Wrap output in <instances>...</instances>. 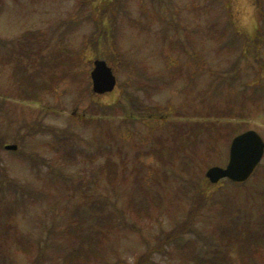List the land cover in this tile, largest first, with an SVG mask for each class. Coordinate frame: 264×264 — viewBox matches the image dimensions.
Returning a JSON list of instances; mask_svg holds the SVG:
<instances>
[{
    "label": "rangeland",
    "instance_id": "obj_1",
    "mask_svg": "<svg viewBox=\"0 0 264 264\" xmlns=\"http://www.w3.org/2000/svg\"><path fill=\"white\" fill-rule=\"evenodd\" d=\"M247 130L264 0H0V264H264V155L205 177Z\"/></svg>",
    "mask_w": 264,
    "mask_h": 264
},
{
    "label": "water",
    "instance_id": "obj_2",
    "mask_svg": "<svg viewBox=\"0 0 264 264\" xmlns=\"http://www.w3.org/2000/svg\"><path fill=\"white\" fill-rule=\"evenodd\" d=\"M92 91L95 94L110 92L114 89L116 81L111 69L104 61H95L94 69L90 73ZM6 150L15 151L16 145H6ZM264 154V141L253 130L245 131L235 136L229 147L227 165L210 167L205 177L210 183L216 184L227 179L233 183H244L253 174Z\"/></svg>",
    "mask_w": 264,
    "mask_h": 264
},
{
    "label": "trees",
    "instance_id": "obj_3",
    "mask_svg": "<svg viewBox=\"0 0 264 264\" xmlns=\"http://www.w3.org/2000/svg\"><path fill=\"white\" fill-rule=\"evenodd\" d=\"M257 33H259L258 30H257ZM254 38L252 39L251 42L256 46ZM103 218H104V214H100V213L97 214V212H95L94 210H91V212L89 214V219H90V221H92V223H89V231H88L90 240L94 241L97 238H99V231H101L103 228L102 223H105V221H106ZM75 228L79 233H82L83 229H87V225L85 223L82 224V221L77 220V224L75 225ZM81 243H82V240H81ZM71 251L73 252L72 254H75L78 251V248L74 247L71 249ZM216 259H219V258H216ZM215 262L217 264H221V262L223 263L224 260L223 261L215 260Z\"/></svg>",
    "mask_w": 264,
    "mask_h": 264
}]
</instances>
